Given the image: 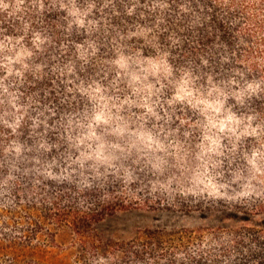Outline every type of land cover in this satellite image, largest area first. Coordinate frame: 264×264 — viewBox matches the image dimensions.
Returning a JSON list of instances; mask_svg holds the SVG:
<instances>
[{
  "label": "trees",
  "instance_id": "16d2710c",
  "mask_svg": "<svg viewBox=\"0 0 264 264\" xmlns=\"http://www.w3.org/2000/svg\"><path fill=\"white\" fill-rule=\"evenodd\" d=\"M0 54V264H37L66 228L79 264H264V227L97 229L143 193L175 205L199 163L186 129L137 114L158 118L146 59L264 121V0H0Z\"/></svg>",
  "mask_w": 264,
  "mask_h": 264
},
{
  "label": "rangeland",
  "instance_id": "374dc122",
  "mask_svg": "<svg viewBox=\"0 0 264 264\" xmlns=\"http://www.w3.org/2000/svg\"><path fill=\"white\" fill-rule=\"evenodd\" d=\"M17 54L20 56L22 52ZM6 61V55L0 54L1 68H5ZM144 62L159 91L155 96L158 118L147 115L142 108H138L137 114L157 128L177 132L186 129L189 144L203 149L198 152L195 172L181 174L180 178L177 175L176 189L170 192L175 195V205L166 203L165 196L159 201L154 193H143L149 205L141 198L138 206L119 209L109 216L97 226L101 240L129 241L147 230L170 235L202 227H264V208L259 211L264 206V121L256 110L248 107L251 102L229 103L215 90H203L185 72L176 73L167 62L156 57ZM254 87L250 85V89ZM159 185L151 183L155 188ZM57 241L59 245L53 248L32 252L30 261L79 264V250L70 248L73 236L68 228L58 234Z\"/></svg>",
  "mask_w": 264,
  "mask_h": 264
}]
</instances>
